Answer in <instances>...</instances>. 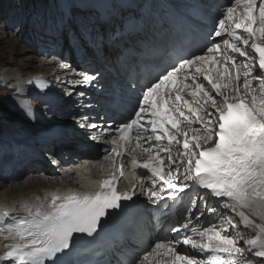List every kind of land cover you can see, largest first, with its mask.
<instances>
[{"label":"snow or ice","instance_id":"6c2138e0","mask_svg":"<svg viewBox=\"0 0 264 264\" xmlns=\"http://www.w3.org/2000/svg\"><path fill=\"white\" fill-rule=\"evenodd\" d=\"M229 3L187 0L170 11L166 48L148 39L165 25L142 0L106 13L99 27L89 12L65 13L61 26L77 30L78 47L113 59L125 78L105 91L100 70L79 72L75 86L105 91L103 123L81 103L73 127L44 129L40 139L66 144L75 128L95 130L87 140L96 155L83 163L99 164L102 153L110 169L87 190L48 192L42 207L22 205L27 215L0 213V264H264V0ZM20 107L36 119L29 103ZM241 225L256 233L244 246ZM101 232L113 240L114 259H82L81 242L99 249Z\"/></svg>","mask_w":264,"mask_h":264},{"label":"rangeland","instance_id":"374dc122","mask_svg":"<svg viewBox=\"0 0 264 264\" xmlns=\"http://www.w3.org/2000/svg\"><path fill=\"white\" fill-rule=\"evenodd\" d=\"M46 1V0H45ZM56 5L54 6L52 3H47L44 6L38 7V12L34 14L33 8H31V0H21V2L25 5L23 6L24 8L29 9V13H25L23 11L21 12H15L12 10L8 9H3V13H0V70L3 69H9L10 71L12 70H17L20 73V77L24 75V73H32L37 75L39 74H44L47 75L49 73V70H55L56 73L61 72V74L64 75H73V73H76L78 75L79 72L85 71L84 68H81V66H76L74 63L72 64V68L75 69H69V68H61L60 65L63 63H66V59H59L58 57H54V50L53 46H47L50 47L51 50L49 52L46 50V52H41V49L45 47V40L52 36L58 29H60L61 32H63V29L61 28V20L65 19L64 16H62V10H64V7H62V4L65 2H68L69 6H74L70 4V0H55ZM75 7H72L74 9ZM22 9V10H23ZM62 9V10H61ZM34 14V15H33ZM36 21H39V24L36 23ZM73 32V36H78L77 35V30L76 29H71ZM66 48L69 49L70 46L66 45ZM91 52V50H89ZM112 53L110 50H106L105 54L108 55ZM46 55L47 57L43 56ZM63 61V62H62ZM76 60H72V62H75ZM55 62V63H54ZM8 63V65L6 64ZM47 63H52L48 65ZM67 65H71L66 63ZM81 64V63H78ZM106 65L103 66L105 68ZM60 74V73H59ZM25 76V75H24ZM79 75L76 76L75 78L72 77V79L75 81L76 79H79ZM59 80V75L56 77V79H52V83H56ZM66 81V80H65ZM69 84H72V82L67 80ZM65 82V83H67ZM59 83V82H58ZM64 91H61L57 87L54 88L55 91H58L62 93V99H69V97H72V101L75 102V105L78 106V109H80V104L82 103L79 99H77L76 93L79 91L76 90L72 95H66L65 93L67 91L72 90V88H68L65 85H61ZM78 87V86H77ZM14 92L10 88V91L8 88H6L5 85H2L0 82V118H12L14 115H16V110L14 107L20 106L21 102L20 100L13 95ZM61 96V94H60ZM76 98V99H75ZM19 101V103H18ZM31 101H33L31 99ZM79 102V103H78ZM33 106L36 108L34 110L40 111V108H45L40 107L36 102L33 103ZM32 107V105H31ZM72 110V107H71ZM61 113L63 111H60ZM59 112V113H60ZM48 115H46L47 117ZM13 121L16 120V118L12 119ZM62 123L65 126H74V122H71V118L63 117L62 118ZM78 132L82 131L79 128H76ZM21 130L20 132H22ZM83 133V131H82ZM9 135V134H8ZM7 135V137H8ZM0 144L2 143H9L7 142L8 140H4L3 137L6 139L5 134L0 131ZM81 136V134H80ZM23 141L29 142L31 140V135H23L22 136ZM86 138L85 136H82V139ZM91 144V142H90ZM95 144V143H94ZM92 144V145H94ZM11 147V146H10ZM79 147V146H78ZM44 146L40 147L39 150L42 154H44L43 157H48L49 156L44 152ZM48 151V149H45ZM4 152V153H3ZM8 149H3L2 153H0V172L2 170V161L5 155L7 154ZM49 152V151H48ZM83 157V156H82ZM80 156L79 159L75 160V162L70 163V158L67 160V156L64 158V161H69L64 163L62 167L58 166L57 168H50L47 165V168L50 169V172H42L37 173V172H32V169H29L30 167H35L33 165V159L36 158L29 150L25 151V156L22 162H20L18 165L21 168L19 172H15L14 174L11 173L8 178L2 177L5 180L0 179V184H3L5 186L0 187V194L1 191L2 193L9 189L12 190V186H9L14 183L15 184H21L25 182L28 178L33 179V183L31 185H27V187L24 188H18V190L14 192H9V198H14L18 195H24L28 194L32 191H40L42 189L45 183H42V181H36L35 179L38 177H43L46 176L48 178H55L59 179L62 177L64 172L70 173V181L74 182V180L77 178V171L76 169L81 167L83 164L84 160L87 159H92ZM32 159V160H31ZM42 161V158H40ZM38 159V160H40ZM14 161V160H13ZM58 161V160H57ZM78 161V162H77ZM101 162V161H100ZM14 163V162H13ZM60 165V162H57V165ZM56 166V164H54ZM65 166L67 168V171L65 169ZM18 167V166H17ZM15 167V168H17ZM72 167L73 170L69 171V168ZM37 167L35 168V170ZM62 169V170H61ZM37 182V183H36ZM13 196V197H12ZM144 200V198H142ZM238 219V218H237ZM259 222V221H257ZM240 233L241 237L237 238L238 244L241 246H244V241L247 239H251L256 233L255 229H245L243 226H240ZM255 259H252L251 264H255Z\"/></svg>","mask_w":264,"mask_h":264},{"label":"bare ground","instance_id":"6f19581e","mask_svg":"<svg viewBox=\"0 0 264 264\" xmlns=\"http://www.w3.org/2000/svg\"><path fill=\"white\" fill-rule=\"evenodd\" d=\"M76 3H82V0H70V4L71 5H76ZM158 31H161V28L157 29ZM87 52H90L88 49H86ZM106 55V54H105ZM106 56L109 57H113L114 54L110 53ZM92 61V65L89 66L86 70L89 71H93V70H101L102 75H103V79L101 80V84L104 86V90L105 91H110L112 89V86L116 83H118L119 81L123 80L124 77L120 74L119 70L117 69L116 65L114 64V62L111 60L109 61H99L96 60L93 57ZM55 63V62H54ZM8 65V63H6ZM48 65L52 64V63H47ZM66 64V63H63ZM67 65V64H66ZM106 65L105 68H103V66ZM69 69H75L72 68V66L68 65ZM81 67H83L82 65H80ZM84 68V67H83ZM20 71V70H19ZM17 70H12L10 71L9 69H3L0 70V82L2 83V85H5L6 88L8 89H12L14 94H17L14 89L19 88L21 89V87L23 86L22 83H24L27 79L32 78L33 76H36L35 74L32 73H24V75H22V77H20V73ZM57 72V71H56ZM55 70H49V73H47L46 77L50 78V79H56V77L59 75V80L57 82L58 84V89H60L61 91H64L61 85H65L68 88H72L71 90V95L78 90L79 92L83 91L86 93V95L84 97H77V99L81 100V102L85 105H88L89 107L87 109H85L89 114L92 115V117L96 116L95 113L96 112H103V115L106 114V110H105V91H102L100 88H91V87H77L74 84V80L72 79V77H76L78 76L76 73H73V75H64L61 74V72L56 73ZM39 75V73L37 74ZM69 79L70 82H72V84H69L67 82V80ZM66 80V81H65ZM67 82V83H65ZM22 84V86H20ZM23 89V88H22ZM56 95L59 96L60 99H62V93L58 92V91H54ZM70 92V91H67ZM21 94L23 96H28L29 99H31L32 95H34V91H30L29 89H25V90H21ZM61 94V96H60ZM76 99V98H75ZM63 100V99H62ZM79 103V102H78ZM69 107H73L75 109L74 112H72V110H69ZM14 109L16 110V115H14L12 118H0V131L3 132V134H5L6 139L3 137L4 140L1 141H5L8 140L7 142H9V146H11V149L14 150V146H21V147H26L29 146L31 147L34 143H37L39 140V136H38V132H41L42 130L48 128V126H50V123L47 124V121H44L45 119H50L53 118L52 116H56L60 111H63L62 114H67L68 117L72 120L73 115L77 114L78 111V106L75 105V102L72 101V97H69V99H65L63 100L62 104L60 106H52L50 110L48 108H40L39 110H41L42 112L40 113V111H36L35 110V114H36V119L33 120H29L23 112V109L20 106H16L14 107ZM109 115L111 114L110 112L108 113ZM46 115H48L46 117ZM16 118L15 121H13L12 119ZM102 122H100L101 124ZM106 126V125H105ZM38 128V130H37ZM21 130H23L22 132H20ZM83 130V133L78 132V130L75 128L73 134H72V141L71 143H66V144H61V143H56L55 145L49 143V144H43L41 145L42 147L44 146L45 149H50L52 151V149H56L58 148L57 145H59L60 149H64V154L65 157L67 156V160L70 158V162H75V160H77L80 156L86 157V156H94L92 154H87L85 153L83 148H92V144L96 143L94 141L88 142V140L86 138L82 139V136H86V134H88V131H95V130ZM9 134V135H8ZM31 135V140L29 142L23 141L22 136L23 135ZM81 134V136H80ZM8 135V137H7ZM1 137V136H0ZM77 140V144H74V141ZM79 146V147H78ZM44 149V152L49 156L50 153L48 151H46ZM28 151V150H25ZM4 153V152H3ZM14 158L11 157L9 160V166L10 164L13 163ZM33 165L35 167H39L40 169L44 170V172H50V169L47 168V164L45 162H42L41 159H33ZM100 163L96 164L95 166H93L92 164H82L81 167L77 168V178L74 180V182L70 181V173L68 172H64L62 177L59 179H55V178H48L46 176L43 177H37L35 180L36 181H42V183H45L42 189H40V191H32L28 194H24V195H18L14 198H9V192H14L16 190H18V188H24L27 187V185H31L34 184L33 183V179L31 181L30 178H28L25 182L21 183V184H15L14 186L13 184L9 185L12 186V190H5L3 193L1 191L0 194V208L6 209L11 215H22L24 213H27L26 208L23 207L22 205H27L30 207H35L36 204H38L40 207H42L41 202L42 201H47L48 197L45 196V193L48 192H56V191H60V192H64L67 189L71 188L74 190H80V191H84L87 190V186L89 184L90 181H94V180H99L104 178V176L106 175V173L109 171L110 169V164L107 162H104L102 160V157L100 159ZM78 162V161H77ZM74 164V163H73ZM101 165H103V167H101ZM11 168V167H10ZM10 168L7 170L6 172V176H2L5 178H8V176H10V174L12 173V171L10 170ZM68 168V167H67ZM67 168L65 166V169L67 171ZM69 169L73 170L72 167H70ZM62 170V169H61ZM131 180V176L129 175L128 179H124L120 182L119 188L120 190H124L126 187L129 186V181ZM37 183V182H36ZM5 186L3 184H0V187ZM82 185L84 187H82ZM13 197V196H12ZM37 197H39V199H37ZM15 210V211H14ZM18 211V212H16ZM2 213V212H0ZM3 243H5V241H3L2 239H0V252H3L4 249L2 247Z\"/></svg>","mask_w":264,"mask_h":264},{"label":"trees","instance_id":"16d2710c","mask_svg":"<svg viewBox=\"0 0 264 264\" xmlns=\"http://www.w3.org/2000/svg\"><path fill=\"white\" fill-rule=\"evenodd\" d=\"M35 2H37L38 0H34Z\"/></svg>","mask_w":264,"mask_h":264}]
</instances>
